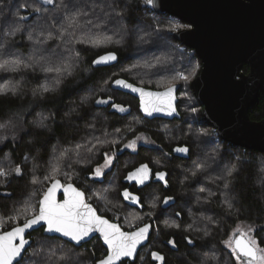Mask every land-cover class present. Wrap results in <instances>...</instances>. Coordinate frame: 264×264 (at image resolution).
<instances>
[{
    "label": "trees",
    "instance_id": "trees-1",
    "mask_svg": "<svg viewBox=\"0 0 264 264\" xmlns=\"http://www.w3.org/2000/svg\"><path fill=\"white\" fill-rule=\"evenodd\" d=\"M145 5L143 0H0V65L7 69H0V170L9 173L0 176V235L38 211L52 183L45 177H53L82 191L101 217L124 232L152 225L149 244L134 264H160L154 252L166 264H236L222 241L238 225L253 228L264 247V154L221 142L201 119L202 108L185 91L199 76L200 61L173 39L188 27ZM73 16L80 26H70ZM16 27L21 30L15 35H4ZM109 52L118 64L92 69V61ZM65 67L68 72L44 71ZM117 79L151 91L179 86L178 98L188 93L189 110L196 112L190 114L178 99L180 120L147 121L135 99L111 88ZM109 97L108 106L95 103ZM112 103L129 111L113 112ZM249 118L264 120V97ZM140 136L151 148L134 155L123 150ZM178 147L189 151H173ZM115 153L112 171L95 181L94 170L106 154ZM142 164L149 167V182L131 183L126 177ZM16 166L23 169L22 178L13 171ZM157 172L165 173L167 185L157 180ZM125 190L138 201L125 199ZM166 196L173 200L163 209ZM153 202L155 209L149 206ZM120 210L143 217L134 230L123 226ZM30 239L20 264H95L106 255L98 239L81 248L46 238L42 231ZM169 239L176 241L175 248Z\"/></svg>",
    "mask_w": 264,
    "mask_h": 264
},
{
    "label": "water",
    "instance_id": "water-1",
    "mask_svg": "<svg viewBox=\"0 0 264 264\" xmlns=\"http://www.w3.org/2000/svg\"><path fill=\"white\" fill-rule=\"evenodd\" d=\"M145 8L156 15L174 18L188 27L175 32L173 39L191 50L200 61L201 71L191 82L190 91L202 108L201 119L213 129L221 142L241 150L264 154V120L252 122L249 118V112L256 106L260 97H264V0H153V3L145 5ZM117 64L118 57L109 64L92 63V69H108ZM244 68H247V73H244ZM125 82L134 88L142 89L146 94L151 93L150 97L145 95V101L164 109L153 112L151 116L146 115L141 110L140 92L117 87L113 83L111 88L115 92L138 102V111L143 119L168 122L180 120L177 110L179 86H173L172 107L167 108L168 97L158 94H163L168 89L151 91ZM54 199L63 202L65 196L62 187L56 190ZM85 202L87 203L86 198ZM169 205L170 203L163 204V209H167ZM92 208L94 209L93 206ZM96 214L100 216L97 211ZM107 221L118 225L123 231L119 224ZM149 225V238L137 245L132 257H121L116 264L136 262L151 239L153 228ZM34 229L27 230L25 234L29 245H26L23 258L32 245L30 237L39 231H42L46 238L59 239L75 248H81L98 239L104 250H107L101 234L96 231L90 233L80 245H75L60 233L44 232L39 225L34 226Z\"/></svg>",
    "mask_w": 264,
    "mask_h": 264
},
{
    "label": "snow or ice",
    "instance_id": "snow-or-ice-1",
    "mask_svg": "<svg viewBox=\"0 0 264 264\" xmlns=\"http://www.w3.org/2000/svg\"><path fill=\"white\" fill-rule=\"evenodd\" d=\"M44 3L52 4L53 0H44ZM143 3L150 5L153 3V0H143ZM36 11H39V9H36ZM20 19L26 20L27 18L20 17ZM69 19L71 21L70 26H80L77 24L75 16L70 17ZM88 23H91V21H88ZM20 30L21 29L19 27H16L9 32L4 33V35H15V33L19 32ZM175 30V27L171 29V31ZM116 60L117 55L115 53L109 52L105 55L99 56L93 60L92 63L93 65H104ZM25 67H27V65H25ZM0 69L7 70L3 65H0ZM195 70L196 69L193 68V74L195 73ZM44 71H55L60 73L61 71L68 72V68H47L44 69ZM180 78L186 81L188 76H181ZM60 82V80H57V84ZM113 83L117 87L129 88L133 92H140L141 110L146 115L151 116L155 111L164 110L160 106L153 105L150 104V102L145 101V95L150 97L152 96L151 93L146 94L142 89L134 88L132 85L127 84L124 80L117 79L114 80ZM43 91L47 92L49 89L45 87ZM172 92L173 87L170 86L167 92L158 94L168 97L169 102L167 104V108L172 107ZM110 101L111 97L108 99H97L95 103L108 105ZM111 107L115 108L119 112L128 111L126 108L115 103H112ZM40 126H43L42 121ZM0 127H2V125H0ZM134 146L135 142L125 145L126 148ZM77 147L80 146L78 145ZM173 151L187 153L189 150L186 147H178L173 149ZM25 159H27V157H25ZM114 160V155L106 154L104 156V164L94 170V175L96 177H100L103 174L104 169H108L113 166ZM13 171L18 177L22 178L24 172L20 166H16ZM52 171L53 173H58L59 168L54 167ZM149 171L148 165L142 164L134 172H130L126 179L135 180L138 184H144L149 178ZM193 174L195 175V173ZM7 175H9V173L0 170V176ZM227 175L231 176L232 170H229ZM156 178L159 181H164L165 185H167L165 173L157 172ZM45 179H51L52 183L51 186L48 187L43 193L42 198L39 199L38 211L33 212L30 218L25 219L22 225L15 226L11 229V231L0 235V264H13L14 261L16 264H20L21 260L23 259L22 254L25 251L26 245H29V240L25 239V234L27 230L34 229V226L37 225H39L44 232L60 233L62 236L67 237L70 241L74 242L75 245H80L82 241H85V239L89 237L90 233L94 231L99 232L101 234V238L103 239V243L107 245V250L106 255L103 258L97 260L95 264H116V261H119L121 257H132L136 252L137 245L149 238L151 227L149 224H145L135 232H123L120 230L118 225L111 224L107 220L98 216L96 214V210L93 209L90 204L85 202V194L74 188L72 184L61 185L60 180L53 177H45ZM33 182L35 183V181ZM61 187L63 188V193L65 196V199L62 203L57 202L54 199L56 190ZM227 187L228 183H225V188ZM122 195L125 199H130L133 202H137L139 199L138 197L133 196L127 190H125ZM171 200H173V197L166 196L163 198V203L168 205L169 201ZM225 203L229 209L233 207L230 202L225 201ZM177 215H179V213H177ZM260 231H264V226H261ZM250 232H252L251 227L247 232L243 233L239 232V229H237L236 235L231 236L228 240L222 241L224 247L230 251L231 257L235 259L236 264H264V248L259 247L257 240L253 236L249 235ZM184 239L187 240L189 245L193 244V241L188 237H185ZM262 243H264V241H262ZM167 244L171 245L173 248L176 247V241L173 239H169ZM152 255L153 259L159 261L160 264H166V259L163 255L155 252Z\"/></svg>",
    "mask_w": 264,
    "mask_h": 264
},
{
    "label": "rangeland",
    "instance_id": "rangeland-1",
    "mask_svg": "<svg viewBox=\"0 0 264 264\" xmlns=\"http://www.w3.org/2000/svg\"><path fill=\"white\" fill-rule=\"evenodd\" d=\"M182 76V75H181ZM180 76V77H181ZM190 84L191 83H189V85L186 87V89H185V91L186 92H191L189 89H190ZM171 87H173V86H171ZM169 88V87H168ZM167 88V89H168ZM166 90V89H165ZM188 93H183L178 99H181V101L183 102V104H184V106L189 110V109H192V107L191 106H193V103H192V101H191V98H190V96H189V94ZM192 94V93H191ZM193 96V95H192ZM194 98V97H193ZM110 104V103H109ZM108 104V105H109ZM98 106H108V105H104V104H97ZM128 110V109H127ZM112 111L113 112H116V113H118V114H120V115H124V114H126L128 111H126V112H119V111H117L115 108H112ZM195 112L196 111H190L189 110V113L190 114H195ZM132 142H135V146L134 147H123V150L125 151V152H128L129 154H131V155H134V154H136L137 153V151L140 149V148H142V147H147V148H151V144L149 143V141L147 140V139H145L144 137H142V136H140V137H138V138H136L135 140H133V141H131V142H128V143H126V145H129V144H131ZM117 153V152H116ZM111 154V155H114L115 156V160H114V164H115V162H116V155L117 154ZM104 164V163H103ZM102 164V165H103ZM114 164H113V166L111 167V168H108V169H104V171H103V174L100 176V177H96L95 175H94V179H95V181H97V182H101L102 180H104V178L106 177V175L107 174H109L111 171H112V169H113V167H114ZM126 165V164H125ZM129 181H134V182H136L135 180H129ZM93 195V194H92ZM86 198V197H85ZM87 201V200H86ZM88 203V202H87ZM149 206L150 207H152V208H154L155 209V207H156V204L153 202V203H149ZM117 214H119L120 215V217L121 218H123V226L125 227V228H127L128 230H134L135 228H136V226H137V223H139L140 222V220L143 218V217H140V216H137L136 214H134L133 212H128V211H126V210H120V213H119V211L117 212ZM149 217L150 216H153L152 215V213H150L149 215H148ZM155 216V215H154ZM119 217V216H118ZM250 227H248V226H245V225H238L234 230H233V232L230 234V237L231 236H234V235H236L237 234V229H239V232H241V233H243V232H247L248 231V229H249ZM249 235H251V236H253L256 240H257V243H258V245H259V247H261V248H264L262 245H261V239H258V238H256L255 237V233H254V229L252 228V232H250L249 233ZM225 249H227V248H225ZM228 250V249H227ZM229 251V250H228ZM230 252V251H229ZM25 257V256H24ZM234 261H235V259H234ZM235 263H236V261H235Z\"/></svg>",
    "mask_w": 264,
    "mask_h": 264
},
{
    "label": "flooded vegetation",
    "instance_id": "flooded-vegetation-1",
    "mask_svg": "<svg viewBox=\"0 0 264 264\" xmlns=\"http://www.w3.org/2000/svg\"><path fill=\"white\" fill-rule=\"evenodd\" d=\"M148 182H149V179H148ZM131 183L138 184L137 182H134V181H131ZM131 202L134 203L132 200H131Z\"/></svg>",
    "mask_w": 264,
    "mask_h": 264
}]
</instances>
